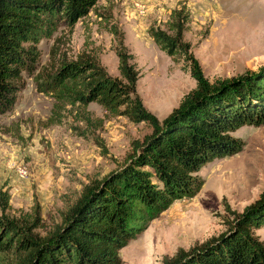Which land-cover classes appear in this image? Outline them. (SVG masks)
<instances>
[{"label": "rangeland", "instance_id": "rangeland-1", "mask_svg": "<svg viewBox=\"0 0 264 264\" xmlns=\"http://www.w3.org/2000/svg\"><path fill=\"white\" fill-rule=\"evenodd\" d=\"M174 10L187 13L182 41L208 81L264 66V0L98 1L70 29L61 25L37 41V60L21 74L11 108L0 113V217L28 225L35 214L32 234L42 238L85 186L120 167L132 143L150 133L147 123L112 116L96 103L81 108L56 100L50 76L60 60L86 55L118 78L121 42L139 75L135 93L158 122L194 88L183 62L166 56L147 34L149 27L166 31ZM235 136L244 142L242 151L202 167L199 192L149 221L119 250L122 264H161L178 249L219 235L229 212L240 213L264 192V124L242 126ZM255 235L264 243V227ZM15 260L0 255V264Z\"/></svg>", "mask_w": 264, "mask_h": 264}, {"label": "trees", "instance_id": "trees-1", "mask_svg": "<svg viewBox=\"0 0 264 264\" xmlns=\"http://www.w3.org/2000/svg\"><path fill=\"white\" fill-rule=\"evenodd\" d=\"M98 1L0 0V113L11 108L22 88L21 74L37 60V41L61 25L70 29ZM186 23L187 13L174 10L166 31L147 30L160 51L183 62L195 84L160 122L144 111L135 93L139 75L121 42L118 78L86 55L58 62L50 76L56 100L81 108L96 103L112 116L147 123L150 133L132 143L120 167L85 186L42 238L32 234L39 224L35 214L28 225L0 217V255H13L15 264H122L119 250L149 221L199 192L202 167L242 151L244 142L235 136L240 127L264 124V66L208 81L182 41ZM80 118L89 121L85 112ZM223 225L219 235L178 249L161 264H264V243L255 235L264 227V192L240 213L229 212Z\"/></svg>", "mask_w": 264, "mask_h": 264}]
</instances>
